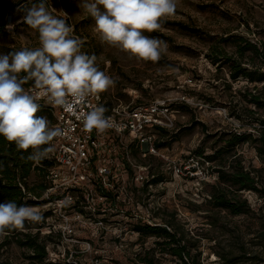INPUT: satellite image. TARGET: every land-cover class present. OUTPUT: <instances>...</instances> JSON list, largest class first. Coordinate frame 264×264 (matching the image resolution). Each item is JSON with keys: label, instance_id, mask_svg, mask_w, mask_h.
<instances>
[{"label": "rangeland", "instance_id": "obj_1", "mask_svg": "<svg viewBox=\"0 0 264 264\" xmlns=\"http://www.w3.org/2000/svg\"><path fill=\"white\" fill-rule=\"evenodd\" d=\"M38 2L24 0L4 17L6 25L5 34L0 38V54L40 46L38 31L23 22L24 9ZM47 6L54 15L66 20L73 29L72 35L83 41L81 49L89 56L95 55L99 70L115 81L114 86L101 93L106 102L133 106L155 103L167 107L173 127L167 135H162L166 140L175 136L171 145L161 150L166 158L155 156L144 161L149 170L164 176L162 184L152 186L148 194H134L133 189L140 184L128 180L112 204L100 199L97 193L90 194L81 205L82 213L77 206L60 210L54 202L35 205L41 215L51 210L50 216L35 224L41 226L40 235L49 230L56 232H52L54 244H48L49 259L72 264H127L134 253L142 252L153 242V238L138 240V235L131 230L133 221L140 218L147 223H161L162 216L173 213L178 226L200 237L204 264H215L209 248L214 241L225 240L228 235L206 223L204 214L213 211L209 210L204 196L214 179L207 164L202 167L196 164L191 152L201 145L200 124L210 134L241 130L240 123L229 116L239 105L224 85V82L231 83L227 72H216L204 57L206 46L201 37L163 26L158 31L146 32L149 37L165 41L167 51L158 62L144 61L102 42L95 31V20L82 7V0H47ZM163 20L181 21L209 34L238 32L255 42L261 41L264 48L263 0H178L176 13ZM243 86L252 87V84L239 79L231 83V90L234 93ZM258 88L264 93V84H258ZM155 136L161 137L156 133ZM212 142V138L204 142L206 152ZM239 151L246 166L260 167L251 146L245 144ZM133 160L140 165L136 158ZM176 167L180 173L174 172ZM30 181L38 178L32 176ZM244 196L251 207L261 205L255 194L245 192ZM220 215L221 223L229 228L238 227L244 235L257 228V221L251 215L231 217L223 212ZM6 255L19 263V251L14 245Z\"/></svg>", "mask_w": 264, "mask_h": 264}, {"label": "trees", "instance_id": "obj_2", "mask_svg": "<svg viewBox=\"0 0 264 264\" xmlns=\"http://www.w3.org/2000/svg\"><path fill=\"white\" fill-rule=\"evenodd\" d=\"M24 0H0V38L5 34L4 17L8 12H13L16 6ZM264 4V0H263ZM163 27H173L182 32L201 37L205 43L204 57L215 67L216 72L225 70L231 83L239 79H245L252 87L243 86L231 90V83L224 82L231 99L236 100L239 109L229 112L239 123L241 130L228 129L215 134L208 133L204 124H200L203 138L201 145L193 150L192 155L196 164H207L210 175L214 181L209 186L208 194L204 196L210 211L204 214L206 223L211 227H218L227 233L225 240H215L210 246L211 253L215 256V264H264V93L258 84H264V48L261 41L255 42L248 35L227 31L222 34H209L198 27H194L181 21L162 20ZM21 76L24 74L21 73ZM32 85L29 81L25 88ZM41 105L37 116L48 119L50 126L54 118L49 106ZM184 105V104H182ZM172 107V106H171ZM184 107V106H179ZM251 131H248L250 130ZM161 135L155 141L156 148L169 147L175 136L168 139V131L157 129ZM254 131V132H252ZM212 138L213 142L206 152L204 142ZM249 145L255 152L260 162V167L255 168L245 165L239 148ZM47 147V145L42 146ZM32 149L19 150L14 143L6 141L0 136V203L15 201L17 205L27 204L35 206L45 204L49 200L43 197L48 188L45 181L46 168L52 166V162L45 158L39 163L28 159ZM133 157L142 165L145 160L154 158L149 155L141 158L139 149L134 146ZM129 174L132 173L129 170ZM148 179L138 188L133 189L135 194H148L149 185L156 186L164 181L160 172H152L147 168ZM38 181H30L31 177ZM100 196L112 204L116 194L96 187ZM245 192H251L261 201L256 208L251 207ZM80 198H82L80 196ZM79 212H83L79 208ZM231 217L251 215L257 221V228L249 230L244 235L238 227L229 228L221 223L220 213ZM100 213V212H97ZM51 215V210L42 214L43 219ZM157 215V214H155ZM161 223H147L138 218L133 221L131 230L138 235V240L153 238L150 247L142 252H136L127 264H204L200 249L201 239L190 235L183 226L175 222L174 214L168 213L162 216ZM26 221L22 230L6 229L4 235H0V264H72L69 262L51 261L48 257V244H54L52 230L40 235L41 226ZM56 233V232H53ZM59 233V232H57ZM14 245L19 251V263H14L6 254L8 248ZM156 253L166 255L168 258Z\"/></svg>", "mask_w": 264, "mask_h": 264}, {"label": "clouds", "instance_id": "obj_3", "mask_svg": "<svg viewBox=\"0 0 264 264\" xmlns=\"http://www.w3.org/2000/svg\"><path fill=\"white\" fill-rule=\"evenodd\" d=\"M177 4L178 0H82L102 42L151 62L160 60L167 44L145 33L160 30L163 18L176 13ZM24 11L23 22L38 31L40 46L0 54V136L19 150L32 149L28 159L39 163L53 150L42 146L63 131L36 115L41 109L37 100L46 98L48 104L69 113L80 108L84 129L103 133L114 126L105 116V107L92 106L88 111L82 107L90 96H98L115 81L99 70L95 55L81 51L83 41L72 35L65 19L49 10L47 0ZM29 81L32 91L24 87ZM42 219L37 207L18 206L15 201L0 203V235L6 229L22 230L26 221Z\"/></svg>", "mask_w": 264, "mask_h": 264}, {"label": "built area", "instance_id": "obj_4", "mask_svg": "<svg viewBox=\"0 0 264 264\" xmlns=\"http://www.w3.org/2000/svg\"><path fill=\"white\" fill-rule=\"evenodd\" d=\"M25 89L32 91V85ZM37 102L50 107L54 118L51 127H59L63 131L62 136L54 138L47 145L53 150L45 159L51 161L52 166L46 168L45 181L48 182V188L43 193L45 199L53 198L47 203L54 202L60 210L76 206L82 208V203L92 193L105 199L99 195L96 187L115 193L117 198L126 181H135L140 185L147 181L148 174H144L147 167L133 160V143L142 158L149 155L166 158L161 153L166 147L156 148L154 143L159 140L155 136V133L158 134L157 129L170 131L173 127V119L167 107L162 108L155 103H139L134 106L109 104L101 93L90 96L82 110L103 106L106 109L105 116L110 117L114 125L98 133L95 129L91 132L84 129L80 108L69 113L48 104L46 98L38 99ZM129 170L132 174H129ZM174 172L180 173V168H174ZM160 184L162 182L157 185ZM151 187L148 186L149 189Z\"/></svg>", "mask_w": 264, "mask_h": 264}]
</instances>
